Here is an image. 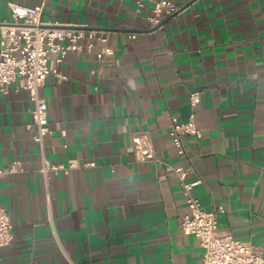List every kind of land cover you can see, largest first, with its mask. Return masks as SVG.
I'll return each mask as SVG.
<instances>
[{
  "label": "crops",
  "instance_id": "0c3cea01",
  "mask_svg": "<svg viewBox=\"0 0 264 264\" xmlns=\"http://www.w3.org/2000/svg\"><path fill=\"white\" fill-rule=\"evenodd\" d=\"M8 1L43 4L44 26L102 30L113 52L98 59L97 41L51 56L68 78L51 72L39 89L52 129L45 155L95 166L45 177L24 79L0 91V167L21 165L0 176L14 233L0 264H202L199 237L181 227L187 199L171 167L187 157L202 207H225L218 229L264 252V0H194L157 28L137 0H0V21L12 18ZM192 90L202 135L185 136V157L169 130L172 116L188 120ZM139 131L166 164L135 159Z\"/></svg>",
  "mask_w": 264,
  "mask_h": 264
},
{
  "label": "built area",
  "instance_id": "2783aa9c",
  "mask_svg": "<svg viewBox=\"0 0 264 264\" xmlns=\"http://www.w3.org/2000/svg\"><path fill=\"white\" fill-rule=\"evenodd\" d=\"M190 0H137V9L148 7L147 20L150 25L161 23L165 16L177 15L183 11V5ZM12 18L0 21V91L8 92L10 85L19 78L24 79L23 87L29 92L34 102L32 122L36 126L34 140L42 150L40 171L45 177L51 172H69L73 168L95 166V161L81 163L76 158L66 162H54L44 153L45 137L52 133L48 119L47 101L40 96L39 89L49 73L53 72L59 81L68 75L58 68L49 66L51 56L57 62L62 61L69 52L85 50L91 52L97 41L104 45L97 51L98 59L113 52L108 45V36L102 30L83 28H64L44 26L42 24L43 4L23 5L8 1ZM134 36V34H132ZM193 111L188 120L171 117L169 134L179 156L187 157L185 136L199 139V128L194 108L200 101V91L192 90L189 94ZM137 161H153L158 165L167 160L157 155L153 139L147 131L135 132L129 147ZM187 164H172V170L180 179L187 199V211L182 217L181 227L185 233L197 235L205 251L202 264H264V252L249 241L235 237L229 231L218 229V215L225 211L223 204L207 210L193 195V187L201 182L200 178L188 180L194 171L192 158L187 157ZM21 169L20 161L14 160L9 165L0 167V176ZM13 223L7 210L0 206V247L13 240Z\"/></svg>",
  "mask_w": 264,
  "mask_h": 264
},
{
  "label": "water",
  "instance_id": "95a60500",
  "mask_svg": "<svg viewBox=\"0 0 264 264\" xmlns=\"http://www.w3.org/2000/svg\"><path fill=\"white\" fill-rule=\"evenodd\" d=\"M193 1H194V0H190V1H188L187 3H185V4L183 5V7H186L187 5H189V4H190L191 2H193ZM173 16H174V14L169 15L168 18L173 17ZM163 22H164V21L162 20L160 24L155 25V26L152 27V28H157V27L160 26Z\"/></svg>",
  "mask_w": 264,
  "mask_h": 264
}]
</instances>
